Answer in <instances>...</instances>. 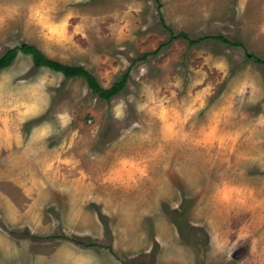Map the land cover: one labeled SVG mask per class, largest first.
I'll list each match as a JSON object with an SVG mask.
<instances>
[{
    "label": "rangeland",
    "instance_id": "rangeland-1",
    "mask_svg": "<svg viewBox=\"0 0 264 264\" xmlns=\"http://www.w3.org/2000/svg\"><path fill=\"white\" fill-rule=\"evenodd\" d=\"M23 44L129 77L0 72V264H264V0H0Z\"/></svg>",
    "mask_w": 264,
    "mask_h": 264
},
{
    "label": "trees",
    "instance_id": "trees-1",
    "mask_svg": "<svg viewBox=\"0 0 264 264\" xmlns=\"http://www.w3.org/2000/svg\"><path fill=\"white\" fill-rule=\"evenodd\" d=\"M176 38H182L188 41V43L191 46L197 45L199 43H202L203 41H206L208 39L210 40H216L224 44H228L235 47H242L244 48L243 44L231 42L224 36H210V37H202L199 39H192L187 33L182 32L178 35H175L171 31V38L170 41L176 39ZM19 53L30 55L33 58V63L35 68H48L54 72L61 73L65 76L67 79L71 78H83L87 83L91 91L97 95L99 98L110 101L112 98L116 97L120 94V92L125 88L127 79L129 77V74H125L122 80L114 84L110 89H104L102 88L99 83L97 82L96 78L89 73L84 67L82 66H70L65 65L63 63H60L58 61H54L50 58H48L40 49L33 45L23 44L19 47L12 48L8 50L1 58H0V72L8 67H10L16 60ZM248 59L254 60L257 64L264 65V60L260 59L259 57L253 55V54H247Z\"/></svg>",
    "mask_w": 264,
    "mask_h": 264
}]
</instances>
